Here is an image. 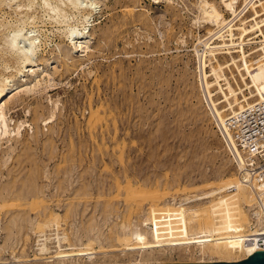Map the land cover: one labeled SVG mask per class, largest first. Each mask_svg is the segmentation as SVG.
<instances>
[{"label":"rangeland","instance_id":"obj_1","mask_svg":"<svg viewBox=\"0 0 264 264\" xmlns=\"http://www.w3.org/2000/svg\"><path fill=\"white\" fill-rule=\"evenodd\" d=\"M82 1L73 10L65 0H0V85H17L2 106L9 130L0 139L2 249L19 245L25 252L39 227L55 224L67 251L23 264L242 261L239 240L251 222L240 191L204 196L231 182L236 170L203 89L205 72L213 82L214 61L203 69L195 52L207 31L194 25L200 0H96L97 7ZM243 1L242 20L251 16L250 0ZM70 28L85 34L86 50H71ZM20 30L35 41V74L13 53L15 45L29 49L25 37L13 43ZM254 48L244 46L247 53ZM216 57L221 65L229 60ZM211 91L226 119L227 103L216 86ZM242 95L257 101L253 91L240 101ZM181 214L196 216L193 226L185 230L181 220L174 237L157 238L166 223L157 219ZM218 226L227 227L226 237Z\"/></svg>","mask_w":264,"mask_h":264},{"label":"bare ground","instance_id":"obj_2","mask_svg":"<svg viewBox=\"0 0 264 264\" xmlns=\"http://www.w3.org/2000/svg\"><path fill=\"white\" fill-rule=\"evenodd\" d=\"M88 1H89L88 4L90 5V7H93V5L97 4L96 0H85V2H88ZM170 1L171 0H155V3H168L169 4ZM216 1H218L217 4H215V3L211 4L207 0H200L199 4L197 6V9H198L197 11L199 12V15L197 16V18L194 22V25L197 26L198 28H200V27L205 28V29H207V31H206V34H205L206 36L204 37L203 41H201L200 38L198 39V44L203 46V50H197V48H196L195 52H196L198 60L201 64V67L203 69L206 68L207 62L210 63L212 60L214 61V66L210 65V67H211L210 71L214 77L213 82H209L206 79L207 75L205 74L206 72L204 71L205 73L203 72L204 77H203V83L202 84H203V89H205V91L207 93L206 96H208V98H209L208 101H210L209 106L211 107L210 110H212L213 118L215 119L217 124L221 127V125L225 124V120L227 118L224 119L223 114H222L223 111H220L216 107L215 102L212 100V94H211V92H212L211 88L212 87L216 86L219 89V91L222 94L223 101L227 103V107L229 108V110L231 111L232 114L235 113L234 107H238L239 110H242L244 108V106L241 105L242 102H245V106L250 105L249 103H247V99L244 98V95L241 96L243 98V100H241V101L237 97L240 94H242L244 91L248 90L249 94H251V92L253 91L254 95H251V98L256 97L257 101L264 98V35L262 32V28L264 27V18L256 21L258 18L260 19L261 17H264V7H263L264 3L261 2L260 0H250L246 3V0H244L243 3L245 2L246 6L249 7L248 11L251 12V16L242 20L240 18L241 14H242V10H239L240 0H216ZM43 3H45V2H43ZM65 3H67V6L73 10L80 9L79 8L80 2L78 3V0H65ZM84 5H86V4H84ZM221 6L231 16L230 20H227L224 17L223 13L220 11L219 7H221ZM87 7L88 6H86V8ZM96 7H97V5H96ZM257 8H261V15H259L260 13H258ZM127 14H129L130 16L133 17L132 11H128ZM86 15L87 16L84 17L85 22L87 21V23H89V18L91 16V13H87ZM132 17L129 18V19H131L130 20L131 24H133L135 22L134 20H132ZM238 23H240L241 25L240 24L237 25ZM247 24H249V25L246 26ZM208 27H209V29H208ZM23 30L17 31V33H15L16 39L14 40L13 43L16 44L19 41V40L17 41V39L25 37L24 38L25 41L29 40V44H28L29 49L27 50L24 48H20L18 45L14 44L15 46H13V53L17 57V59L19 60V64L21 65L23 70H25L26 68H30L29 72H31V74H35L36 72L33 71L32 69L36 66V60H34V58H35L34 56L37 52L36 51L37 47L34 48V46H35L34 39L33 38H32L33 40L28 39L30 36L27 37V35H28V34H26L27 32L23 33ZM68 31H69L68 37L71 38V41H70L71 50L72 51H78L79 49L80 50H82V49L86 50L87 47H83L84 46L83 44L87 43L85 41V39H86L85 34L84 33H78V32H76V30L74 31L71 28ZM74 34H75V36H74ZM257 34H259L261 36V39L258 42L252 41L251 37L253 35L257 36ZM167 36H169V35H167ZM21 40H23V39H21ZM167 41H168V38H167ZM215 42H218L221 44L215 45ZM251 44H255V46H256V44H258L259 49L254 48V49H252V51H250L248 53L245 52L244 46H248ZM258 52H261V54L257 55L253 59L254 61H252V62L248 61V59L251 56L257 54ZM219 55H228L229 60L221 65L218 62L217 57H216ZM80 67L82 68V66H80ZM224 69L229 70V73H231V78L225 77V75L223 73ZM234 73H236V74L234 75ZM212 75H210V76H212ZM230 79H233L234 83L237 86L236 89L232 88L231 83H230ZM5 82H7L6 85H0V139L4 136H7V134L9 135L8 124L6 121L7 119L3 113L2 106L4 105L6 99L7 100L10 99L16 94L15 91L17 89V85H16L14 79H11L9 81H7L5 79ZM220 82H222L224 84L221 85ZM239 83H240V85H239ZM224 86H225V89H223ZM225 90L227 91L226 93H225ZM90 125L92 126V124H90ZM20 127H21V124L19 126V129H21ZM114 135H116V134H114ZM237 191H240L239 202L241 204V207L244 206L246 208V211L248 213V216H249V219L251 222V214L253 212V206L255 204V198H254L253 193L250 191V189L247 188V186H245L237 178V175H236V177L233 178V180L231 182H226L222 187H220L217 190L212 191L208 194H205L204 196L209 195V197H215L217 195L230 194L231 192L235 193ZM235 202H236V200H235ZM226 209H224L223 212H226L225 214L227 215V214H229V211ZM239 209H240V206H239ZM164 218H161L160 220L157 219V221H156V223L157 222H166L163 225L165 228H163L162 231L160 230L159 234L157 233V235H156L157 238H159V236L169 237V235H171V237L172 236L174 237V234H177L179 231L182 230L180 227V221L181 220L184 222L183 224H184V228L186 230V229H189L191 226H193L195 219L197 217L196 216H187L186 219H183V216L181 214V215H179V216L177 215L175 217L172 216V217L167 218L165 220H164ZM43 226H47V225L45 224ZM226 228H227L226 226H224V227L218 226V229H219L218 231H224V234L221 236L226 237V233H225L226 230H224ZM39 229H40V227H39ZM232 229H234V228H232ZM245 236H247V235H245ZM240 237H243V236H240ZM255 252H257V251L253 247L252 244L242 243V253H243V257H244L242 259V261L249 258ZM88 260H91V258L89 257Z\"/></svg>","mask_w":264,"mask_h":264},{"label":"built area","instance_id":"obj_3","mask_svg":"<svg viewBox=\"0 0 264 264\" xmlns=\"http://www.w3.org/2000/svg\"><path fill=\"white\" fill-rule=\"evenodd\" d=\"M218 132L235 166L237 178L255 198L247 236L239 241L252 244L257 252H264V98L227 116ZM33 234L25 252L19 245L4 250L0 245V264H23L35 257L48 260L54 253L67 251L60 225L38 229Z\"/></svg>","mask_w":264,"mask_h":264},{"label":"water","instance_id":"obj_4","mask_svg":"<svg viewBox=\"0 0 264 264\" xmlns=\"http://www.w3.org/2000/svg\"><path fill=\"white\" fill-rule=\"evenodd\" d=\"M214 264H264V252H255L246 260L235 263H214Z\"/></svg>","mask_w":264,"mask_h":264}]
</instances>
